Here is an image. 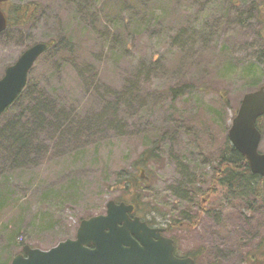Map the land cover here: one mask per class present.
Masks as SVG:
<instances>
[{"label": "rangeland", "instance_id": "obj_1", "mask_svg": "<svg viewBox=\"0 0 264 264\" xmlns=\"http://www.w3.org/2000/svg\"><path fill=\"white\" fill-rule=\"evenodd\" d=\"M238 1L4 4H35L36 11L0 33V78L24 50L61 35L74 48L71 59L83 56L91 73L71 59L56 65L45 51L21 95L0 115V189L9 190L7 208L0 210V249L7 240L1 231L23 220L20 210L25 218L17 242L48 250L73 238L81 218L104 213L108 200L121 197L116 179L133 171L146 146L157 144L159 162L141 168L146 183L136 214L154 216L161 227L185 211L200 216L193 227L167 229L177 254L202 250L197 264H249L247 252L264 235V180L260 198L250 181L236 193L219 189L209 200L205 193L243 94L264 85V45L250 8L264 0ZM185 84L194 88L172 101L168 88ZM216 113L219 124L213 123ZM172 118L182 121L176 126ZM257 124L264 152V115ZM170 126L176 132L168 139ZM21 127L28 134L23 151L9 141L11 130ZM153 129L164 141L149 135ZM18 150L22 156L14 164Z\"/></svg>", "mask_w": 264, "mask_h": 264}, {"label": "water", "instance_id": "obj_2", "mask_svg": "<svg viewBox=\"0 0 264 264\" xmlns=\"http://www.w3.org/2000/svg\"><path fill=\"white\" fill-rule=\"evenodd\" d=\"M6 26L7 17L0 8V33ZM46 48L44 42L33 44L5 69L0 78V115L25 87L30 69ZM262 115L264 85L243 94L227 130L231 145L259 176H264V152L258 149L261 132L256 123ZM105 207V213L82 219L73 238L48 250L25 244L10 264H194L192 258L174 254L173 239L161 234V228L131 217L133 204L108 200Z\"/></svg>", "mask_w": 264, "mask_h": 264}, {"label": "trees", "instance_id": "obj_3", "mask_svg": "<svg viewBox=\"0 0 264 264\" xmlns=\"http://www.w3.org/2000/svg\"><path fill=\"white\" fill-rule=\"evenodd\" d=\"M232 4L235 6L238 5L239 1L238 0H231ZM8 2V1H7ZM5 2L1 3V8L5 12L8 20L9 25L17 24V25H22L23 23H26L30 18H32L34 12L36 11V5L35 4H24V5H14L10 4L8 7L5 6ZM123 7L125 6L122 4ZM264 8V3H252L251 7L256 11V17L255 19L257 20L254 27H256V36L259 38V40L262 41L264 45V14H262V18L259 17V14H261L262 10ZM249 8V9H250ZM261 9V11H260ZM260 11V12H259ZM101 22V21H100ZM111 30L115 28L116 30L121 29V27H115L113 26L110 27ZM103 29V27H102ZM103 31H106L103 29ZM69 38V37H68ZM47 45L46 52L51 51L50 54L52 53V61L56 65H61L63 64L62 62L66 61L67 63L69 62V65L71 64V61L74 64H78L79 67L86 66L87 72L91 73V64L88 62H85V58L83 56H80L79 59H76V56L78 54H75V56L71 59L72 55L71 52L74 51V48H71L69 44L67 43L66 37L63 35L53 38L45 42ZM73 53V52H72ZM68 59H71L68 60ZM194 88L193 85L191 84H185L181 85L179 87H169L167 90V94L169 98H171L172 101H174L176 98L184 95L187 91L192 90ZM23 91V90H22ZM21 91V92H22ZM18 95V97L21 95ZM18 97L14 100V102L18 99ZM219 97L222 99L224 98V95L219 93ZM13 102V103H14ZM12 103V104H13ZM11 104V105H12ZM43 104V106L48 107L47 104L45 103H40ZM10 105V106H11ZM8 106L5 111L9 109ZM213 123L219 124V114L216 113V115H213ZM182 120H178V118H172L173 124L178 126V124ZM187 129L189 128L186 125ZM169 131V138L171 139L174 137V132H176V128L173 126H170L168 128ZM153 133L149 134L155 139L157 142L159 141H164L163 136L161 138L157 137L156 134V129L152 130ZM26 130H23V127L21 128H16L11 130V137L9 136V141H12L13 145H15L17 148L24 150L26 148V144L28 143V134L26 133ZM166 133V132H165ZM166 135V134H165ZM147 139V138H146ZM167 140V139H166ZM165 140V141H166ZM160 148H158L157 144L151 145V146H146L137 156V158L132 162V168L133 171L127 172V174H123L119 176L116 181L114 182V187L117 189L121 190V197L118 196L114 200L116 202H125V203H130L133 204L135 212L138 213L141 211V203H140V190H141V185L140 184H145L146 181V173H144V170L141 168H145L147 166L153 165L154 163L159 162V152ZM21 151L18 150L17 152L13 153L12 157V162L15 163H20V158H21ZM215 161V166H214V173L212 176V183L211 187L208 188L205 193L208 195L206 197V200H209L210 197L215 195L219 189H223V191L228 192V193H236L238 189H240L241 186H245V182L250 181L249 183V188L250 191L253 192L255 197L260 198L261 197V192H260V187H261V182L264 180V177L259 176L257 174H253L249 167L246 159L240 155L237 150L230 144L227 135H225V148L218 153L217 158L214 160ZM4 180H6V177H4ZM9 190L5 189L4 191L0 189V210L6 209L5 207L7 205V192ZM154 209V207H153ZM152 209V210H153ZM203 211H206L201 207V214ZM14 213H19L14 210ZM91 216L90 214L87 215L85 218ZM200 216H193L188 211L182 212L180 215V218L183 219L181 220L180 218H172L170 219L169 223L166 225L170 229H178V228H186V227H193L195 226V223L197 222V219ZM24 214L23 211L20 210L19 217H18V223L11 229H3V231H7L6 235H3L4 238L7 240L6 243L3 245V247L0 249V264H10L12 257L15 255V252L17 251L16 249H19L23 245L22 242H17L16 238L18 234L20 233L22 229V223L24 222ZM82 219V218H81ZM80 219V220H81ZM147 222V224L155 225V220L154 216H152L151 219L148 218H142ZM186 220V221H185ZM6 236V237H5ZM174 240L175 238L172 237ZM203 253L202 250H199L195 254L188 253L185 256H190L192 257L195 262L198 261V254ZM246 261L249 264H264V235L260 237L258 242L255 244L253 248H251L247 254H246ZM197 264V262H196Z\"/></svg>", "mask_w": 264, "mask_h": 264}, {"label": "flooded vegetation", "instance_id": "obj_4", "mask_svg": "<svg viewBox=\"0 0 264 264\" xmlns=\"http://www.w3.org/2000/svg\"><path fill=\"white\" fill-rule=\"evenodd\" d=\"M7 1H9V0H7ZM7 1H6V2H7ZM203 201H204V200H203ZM148 226H149V227H153V228H161V229L163 230V231H162V234L168 236L167 233H166L167 228H168L167 226L161 227V226H158L157 224H155V225H151V226L148 224Z\"/></svg>", "mask_w": 264, "mask_h": 264}]
</instances>
